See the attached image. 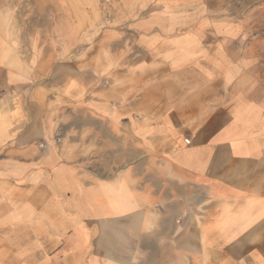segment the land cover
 <instances>
[{
  "label": "crops",
  "instance_id": "obj_1",
  "mask_svg": "<svg viewBox=\"0 0 264 264\" xmlns=\"http://www.w3.org/2000/svg\"><path fill=\"white\" fill-rule=\"evenodd\" d=\"M115 1L72 48L0 15V264H264L260 33Z\"/></svg>",
  "mask_w": 264,
  "mask_h": 264
},
{
  "label": "rangeland",
  "instance_id": "obj_2",
  "mask_svg": "<svg viewBox=\"0 0 264 264\" xmlns=\"http://www.w3.org/2000/svg\"><path fill=\"white\" fill-rule=\"evenodd\" d=\"M203 1L218 13L239 15L245 30L260 33L264 63V0ZM115 4V0H0V15L5 16L17 45H46L55 50L61 45L76 46L94 14H101L105 22L101 25L108 26Z\"/></svg>",
  "mask_w": 264,
  "mask_h": 264
},
{
  "label": "built area",
  "instance_id": "obj_3",
  "mask_svg": "<svg viewBox=\"0 0 264 264\" xmlns=\"http://www.w3.org/2000/svg\"><path fill=\"white\" fill-rule=\"evenodd\" d=\"M186 142H189V140H188V139H186Z\"/></svg>",
  "mask_w": 264,
  "mask_h": 264
}]
</instances>
